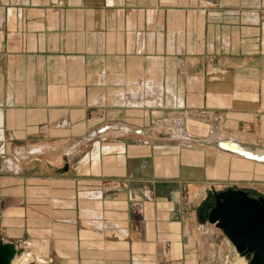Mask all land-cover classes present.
Masks as SVG:
<instances>
[{
  "label": "crops",
  "instance_id": "obj_1",
  "mask_svg": "<svg viewBox=\"0 0 264 264\" xmlns=\"http://www.w3.org/2000/svg\"><path fill=\"white\" fill-rule=\"evenodd\" d=\"M259 157L264 0H0V240L226 263L211 190Z\"/></svg>",
  "mask_w": 264,
  "mask_h": 264
},
{
  "label": "water",
  "instance_id": "obj_2",
  "mask_svg": "<svg viewBox=\"0 0 264 264\" xmlns=\"http://www.w3.org/2000/svg\"><path fill=\"white\" fill-rule=\"evenodd\" d=\"M209 220L223 230L240 253L250 256L249 264H264V196L251 197L243 189L220 191L215 194ZM20 250L14 242L0 240V264H11Z\"/></svg>",
  "mask_w": 264,
  "mask_h": 264
},
{
  "label": "rangeland",
  "instance_id": "obj_3",
  "mask_svg": "<svg viewBox=\"0 0 264 264\" xmlns=\"http://www.w3.org/2000/svg\"><path fill=\"white\" fill-rule=\"evenodd\" d=\"M226 145V144H224ZM228 147V146H227ZM236 153V152H235ZM243 153V152H242ZM233 181H226L225 185L220 184L217 185L216 187H213L211 192H214L211 194V208L214 207L215 205V194L224 191L227 189H243L248 192V194L251 197L258 198L259 196H264V184H260L259 182H253L254 180H246L250 178H245L243 175H237ZM245 178V179H244ZM250 181V183H249ZM22 248V253H30L28 257V261H25L24 258L17 257V260L19 264H29L32 263L36 257L41 256V258L44 260V262H40L39 264H51L54 263L56 259H53V256L49 255L48 257H45L46 253L44 251H36L33 249V247L29 246H21ZM220 248L222 249V259L226 261L222 262L220 264H249V257L247 255H244L240 253L236 246L233 244V242L225 235L223 230L221 229V235H220ZM35 256V257H34ZM227 256V257H226ZM52 260V261H51Z\"/></svg>",
  "mask_w": 264,
  "mask_h": 264
},
{
  "label": "bare ground",
  "instance_id": "obj_4",
  "mask_svg": "<svg viewBox=\"0 0 264 264\" xmlns=\"http://www.w3.org/2000/svg\"><path fill=\"white\" fill-rule=\"evenodd\" d=\"M225 144L228 146H226V145H224V144H222L223 145V147H225V148H227L228 150H230V151H235V152H238V153H240V154H243V155H245V156H248V157H251V156H253V154H251V153H248V152H245L244 150H242L241 148H239V147H237V146H235L236 144L235 143H227V142H225ZM243 152V153H242ZM260 159H264V157H259ZM22 251L23 250H20V252L18 253V257H20L19 259H21V257L22 258H24L25 259V261H28L29 259H28V257L27 256H29V254L30 253H27V254H25V253H22ZM35 257V256H34ZM33 262L32 263H29V264H39L40 262H44V260L41 258V256H38V257H36L35 259L33 258ZM18 261L19 260H17V257H15L14 259H13V261H12V263L11 264H19L18 263ZM241 264V263H240ZM243 264V263H242Z\"/></svg>",
  "mask_w": 264,
  "mask_h": 264
},
{
  "label": "flooded vegetation",
  "instance_id": "obj_5",
  "mask_svg": "<svg viewBox=\"0 0 264 264\" xmlns=\"http://www.w3.org/2000/svg\"><path fill=\"white\" fill-rule=\"evenodd\" d=\"M215 206V205H214Z\"/></svg>",
  "mask_w": 264,
  "mask_h": 264
}]
</instances>
